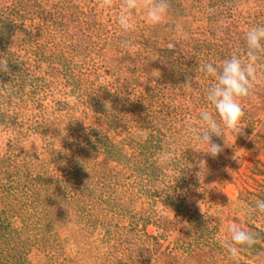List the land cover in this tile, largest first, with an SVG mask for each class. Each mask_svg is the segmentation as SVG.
<instances>
[{
    "label": "rangeland",
    "instance_id": "374dc122",
    "mask_svg": "<svg viewBox=\"0 0 264 264\" xmlns=\"http://www.w3.org/2000/svg\"><path fill=\"white\" fill-rule=\"evenodd\" d=\"M15 1L0 0V9L13 8ZM27 3L35 5V11L16 28L7 52L11 60L26 63L27 79L35 88L4 96L0 156L13 140L28 152L46 144L61 151L80 148L78 155L121 172L122 185L133 200L121 217L111 213L104 223L84 226V241H79L80 213L61 215L53 224L60 247L49 245L44 255L34 250L29 262L233 264L221 241L230 239L227 226L235 222L258 234L256 245L241 250L240 264H264V213L255 207L256 201L264 200V81L255 85L253 96L241 99L242 134L226 130L230 146L217 158L197 151L204 144L185 134L186 121L200 126L202 110L215 113L206 98L215 80L201 72L199 64L219 65L237 52L246 59L245 33L264 25V0H169L164 23L150 24L141 7L132 13L134 30L128 33L117 20L123 0H114L110 8L99 0ZM30 33L35 37H28ZM65 35L81 38V47L89 48L79 47L77 54L83 59L64 55L66 61L60 63L72 69L68 76L60 74L59 62L49 65L38 56L60 49L56 46ZM125 40L130 47H121ZM172 40L177 47L169 50ZM161 50L171 53L172 62L159 58ZM188 77L190 87L185 85ZM107 90L112 96L101 101ZM110 102H120L123 112L119 107L107 109ZM81 128L84 136L76 131ZM104 137L113 143L127 140L124 150L129 155L138 142L151 144L154 152L130 158L146 166L134 171L105 154L99 143ZM213 140L224 143L215 136ZM201 159H206L205 167L199 166ZM5 205L0 196V208ZM186 211L199 216L193 227L186 222ZM145 234L157 237V243L149 245Z\"/></svg>",
    "mask_w": 264,
    "mask_h": 264
},
{
    "label": "trees",
    "instance_id": "16d2710c",
    "mask_svg": "<svg viewBox=\"0 0 264 264\" xmlns=\"http://www.w3.org/2000/svg\"><path fill=\"white\" fill-rule=\"evenodd\" d=\"M15 2L13 8L0 9V59L8 63V71H0V121L6 117V110L2 107L4 96L9 98L21 95L25 88H35L33 80L27 79L26 63L19 59L11 60L7 52V43L16 28H20L24 20L27 17L29 19V15L35 11V5L27 7V0ZM35 34L30 33L28 37H35ZM65 36L64 40L61 38L60 45L56 46L60 49L46 53L47 56L39 55L40 50L47 48V45L41 47L37 54L49 65L54 61L59 62L60 74L68 76L72 69L63 62L66 61L64 55L74 53L73 55L80 56L77 51L81 47V38ZM86 47L88 46H82L81 49L86 51L89 49ZM158 54L165 63L173 60L169 51L161 50ZM80 57L83 59L84 56ZM109 93L107 90L100 96L101 101L105 102L106 97L112 96ZM109 105L112 111L119 107L118 112H123L125 107L120 102L114 105L110 102ZM111 114L119 119L114 112ZM118 123L120 125V122ZM72 125L71 123L69 128H72ZM76 131L79 136L85 135L84 128H81L82 132ZM125 142L127 140L113 143L105 137L99 138L100 146L107 156H113L116 162L134 171L144 169L146 166L141 161L130 158L152 155L153 146L135 143L133 155H129L124 150ZM77 149V152L81 150ZM77 152L72 148L57 150L51 144L28 152L18 145L16 140L9 141L6 153L0 156V196L6 202L5 207L0 208V264H31L29 256L34 250L44 255L49 245L55 249L59 248L53 224L61 215L69 217L72 210L79 212L81 216L79 230L83 234L79 241H84L83 236L87 234H84V226L88 229L98 221L104 223L109 217L108 214L113 213L116 217H121L123 214L120 212H127L133 200L132 193L122 185V173L80 156ZM61 206L66 208L64 213L60 211ZM198 218L199 216L192 212L186 222L193 227ZM197 229H200V226ZM145 236L149 245L157 243V237L147 234ZM146 250L147 257L150 258L153 252L149 246Z\"/></svg>",
    "mask_w": 264,
    "mask_h": 264
},
{
    "label": "clouds",
    "instance_id": "9594fccd",
    "mask_svg": "<svg viewBox=\"0 0 264 264\" xmlns=\"http://www.w3.org/2000/svg\"><path fill=\"white\" fill-rule=\"evenodd\" d=\"M99 2L102 7L110 8L114 5V0H99ZM141 7L146 9L148 22L158 25L166 21L170 3L169 0H123L122 11L117 20L125 33L134 30L132 13ZM245 40L246 59L237 52L224 59L219 65L213 62L199 64V70L215 80L206 93L207 101L214 107L215 113L202 110L198 114L202 122L200 126L186 121L185 134L202 142L204 147L197 151L213 159L217 158L225 147L230 146L226 130L236 136L242 134L244 127L242 128L240 124L245 117V111L241 106V99L253 96L255 85L264 81V63L260 62L261 56H264V25L249 28L245 33ZM121 47H130V42L122 41ZM176 47L175 40L169 41L167 45L169 50H174ZM0 71H8V63L4 59H0ZM185 85L189 87L192 85L191 77L186 78ZM105 106L107 109L110 107L107 103ZM213 136L223 139V145L216 143ZM206 164V159L199 161L200 167H205ZM198 206L203 213L200 202ZM255 207L264 213V200L256 201ZM227 232L230 234V239L221 241V245L228 250L233 264H240L241 250L251 249L256 245L258 234L235 222L227 226Z\"/></svg>",
    "mask_w": 264,
    "mask_h": 264
}]
</instances>
